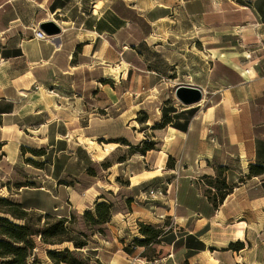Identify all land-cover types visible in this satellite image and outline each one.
Instances as JSON below:
<instances>
[{
  "label": "crops",
  "instance_id": "obj_1",
  "mask_svg": "<svg viewBox=\"0 0 264 264\" xmlns=\"http://www.w3.org/2000/svg\"><path fill=\"white\" fill-rule=\"evenodd\" d=\"M33 1L36 22L11 17L0 26V169L3 165L13 172L30 160L56 168L58 179H74L80 168L84 171L95 162L91 144L96 134L136 145L150 129L156 153L184 161L183 174L166 169L164 159L158 173L147 176L142 165L132 164L134 158L119 167L112 164L108 173L123 177L124 185L109 184L93 201L120 192L124 196L119 204L126 209L129 204L131 221L123 218L126 227L119 229L122 219L117 215L125 210L116 213L105 227L113 238L95 249L96 258L105 252V264H264V174L248 175L251 165L264 167V0ZM13 9L10 3L0 6L4 15ZM48 19L61 33L39 40L33 30ZM179 28H196L204 34L201 39L208 38L207 32L214 34L210 59L198 52L197 63L187 65L183 76V84L203 94L202 102L194 105L200 112L192 115L193 107L183 109L171 96L158 99L169 81L174 90L179 85L174 70L157 81L154 54L162 47L158 34ZM240 44L254 47L243 51ZM108 65L117 66L115 85L123 96L134 94V109L127 118L128 103L120 94L119 107L125 109L120 116L125 117L99 123L91 114L88 93L96 91L93 72H100L99 82L105 80ZM170 65L175 67V62ZM167 100L176 109L171 115L180 114L173 122L181 127L153 130ZM24 148L35 155L21 157ZM207 156H225L221 166L230 192L221 202L213 198V186L195 181L200 175L214 176L207 164L206 169L202 162L194 166L202 159L207 163ZM169 174L176 175L171 182L159 179ZM156 185L169 187L168 193L145 203L148 190ZM109 202L114 209L116 203ZM144 220L159 229L165 220L170 222L169 231L163 232L170 236L166 256L150 261L145 247L133 246L140 237L130 224ZM123 230L128 232L121 236ZM235 243H241L242 250H227Z\"/></svg>",
  "mask_w": 264,
  "mask_h": 264
},
{
  "label": "rangeland",
  "instance_id": "obj_2",
  "mask_svg": "<svg viewBox=\"0 0 264 264\" xmlns=\"http://www.w3.org/2000/svg\"><path fill=\"white\" fill-rule=\"evenodd\" d=\"M3 3L12 4V8L14 9L11 10L9 15H4L2 13V10H0V14H2L1 16L3 17L0 18V26L4 24L6 25V20L11 17H17L21 20L24 18L26 21L31 20L32 22H36V20H38L37 14H35V12L37 11V5H35L33 0H0V6ZM158 35L160 38H158L157 41L161 43L160 46L162 47L156 48V52L154 54L156 57L155 72L157 74V81L161 80V76L159 75H162L164 77L171 76L174 70V76L175 78H178L179 85H185L183 84L185 83V78L183 76L187 71V65L191 64L190 68H192L193 65L195 66V64L197 63L198 52H202L203 56H206L207 59H210V50L214 46V44L210 42L213 41L210 39V36H214V34L211 32L206 33L205 36L208 37L207 39H201V36L203 37L204 34H199L198 29L196 28H179L176 32H172V34L170 32H163ZM228 38L231 37L228 36ZM231 45L232 44L228 42H224V46ZM252 47H254L253 44L239 45V49L243 51H252ZM262 56L263 53H261L260 55L257 54V58H260ZM166 58L170 63L171 61H174L175 67H172L170 63L166 64ZM263 60L264 59L260 60V65ZM106 68V79L101 80L100 82L98 81L100 72H98V70L93 72L96 91L92 92V94L91 91L88 93L89 103L94 106L93 112L91 114H93V117L97 122L100 121L99 123L112 120L118 121L119 118L122 119L125 117V114L120 116L121 113H123L125 110L119 107L120 94H122L123 101L126 99L128 103L127 118L130 117V110L134 109L131 107V102L134 94H132L131 92H127V94L123 96L124 91L122 92V90H120L121 88H119V85H115L118 83L117 66L108 65ZM98 83H101L103 85V88L102 86L100 87ZM127 83H130V81L128 80ZM172 83L173 81H169V87L166 89L164 87L162 92H158V99H165L167 96H171L173 97L175 103L177 102L172 93L174 90L171 85ZM167 101L168 102L163 103V109H166V111H170L172 102L171 100ZM180 107L183 109L187 108L181 105ZM190 107H193L192 109H195L194 111H197L198 113L201 110L196 106ZM151 111L155 113V109H151ZM144 117L145 116H142L140 118ZM153 121L155 120H152V122ZM142 129H145L144 126ZM145 130L146 131H144L143 134L145 139L142 140L140 144H130L131 148L124 145L123 143H118V139H115L113 136H109L107 133H105L106 135L96 134L93 140V144H91V147L95 149V154H93L95 162L84 171H82V169L80 168L77 177L74 179L68 176H63L58 179L56 168L52 170V168L47 163L40 164L33 161L27 163L25 162V164H23L21 168H16L13 172L9 171L8 167L2 165L3 168L0 169V199L7 198L13 203H21V205L28 210L29 216L26 218V221H18L0 213V218H8L10 221L17 225H23L27 223L32 227L33 230H39L43 228V225L46 222V215H51L52 217H54L53 220H58L65 217L67 219V223H65V227H67V229H70L73 232L85 233L86 235H90L92 230H87V228L90 226H88V224L84 222V213H94L96 205L95 203H97V200H100L98 201V203H101L104 202L101 199H107V203L109 204H112L109 201H114L116 203V207L113 209L111 219L116 216V213H118L119 211L121 212L122 210H125L122 215H117V219H122L120 222V225L122 227H120L119 229H124L126 227V224L122 222L123 218L125 219V221L126 219H128L127 221L130 222V214H132V210L130 209V206L127 202V209L124 208L123 204H119V199H122L124 195H121L120 192H115L116 194L112 196L108 195V193H105L106 198H97L96 201H93L96 197V194L99 191H103V189H105V187H107L109 184L113 186H115L114 184L119 186L124 185L123 177H121V179H117L113 176V174L108 173L111 165L115 164V167H119L117 164L125 162L127 159L132 160V158H134L135 160L133 159L132 164L139 163L140 165H142V174L144 176L158 173L163 159L165 161V168L175 170L177 168V170H179L181 174L180 176H182L184 171L183 167H185L184 161L175 160L172 157L166 158V156L156 153L158 150L157 147L154 148L155 152L149 151L144 155H142L141 153H135V148L139 147L140 145L143 146L144 143H157V140L154 141L151 139L152 132L150 131V129ZM210 142L212 143V141ZM212 144L214 145L215 143ZM24 154L33 156L35 155V153L28 148L23 149L21 157ZM148 154L149 156L146 157V155ZM205 159L208 160L207 163H205L204 159H202V161H196V163H194V166H200V162H202L203 169H206L207 164L208 168H213L214 176L199 174L200 176H198L195 181L198 182V180H200L203 184L209 186L212 185L214 187L213 198L216 196L217 198H219L220 195L224 192L223 188L228 187V184H230H226V168L225 166H221L225 161V156L222 158V160L216 159V157L212 156H207L205 157ZM169 175L171 176H162V178L159 179H166L165 182H171L172 178L176 177L175 174ZM65 186H71L73 187V189H65ZM157 187L158 185H156L155 187L152 186L151 190H154V188L157 189ZM161 188L163 187L161 186ZM72 190L74 192H72ZM209 192L211 193V191ZM144 202H152V200L147 198ZM0 207L3 209L2 206ZM144 222L145 223L135 221L130 224L134 229L132 231H135L140 239H143V237L139 233V225H146L149 227H153L154 229H159L157 224H153L152 222H148L145 220ZM49 223L52 224L54 223V221H49ZM169 224L170 222L168 220L164 221V227L160 229L162 233L164 231H169L167 228ZM92 227L94 228L93 231L97 233L100 231L103 234L102 237L94 235L90 236L88 239V248L92 251H95V249L97 248H102L105 241L109 242V240L113 238V235L110 232L106 231V225L101 224ZM126 232L128 231L123 230L120 235L122 236ZM176 233L178 234V230L176 231ZM68 238H70V235L62 234V243L52 246L43 244L39 236L32 237L31 241L33 243V248L29 250L27 263L53 264L49 259L47 253L49 251H62L66 248L72 251L73 248L71 243L66 241V239ZM168 239H170V236L169 238H166L164 234H162L159 239H157V241H162L163 243H159L157 245L153 244L149 246L144 252L147 260H150L152 257L162 258L166 256V244L168 242ZM0 240L7 241V239L4 237H0ZM134 240H136V238ZM118 242L121 243L120 240H118ZM133 246L136 245L133 244ZM104 250L109 251L108 249H105V247ZM105 255H107L105 252H100L99 257L96 258L97 255L95 257H91L86 255L85 252H77L75 258L85 264H105L103 262ZM64 257L71 260V257H69L68 255H64Z\"/></svg>",
  "mask_w": 264,
  "mask_h": 264
},
{
  "label": "trees",
  "instance_id": "obj_3",
  "mask_svg": "<svg viewBox=\"0 0 264 264\" xmlns=\"http://www.w3.org/2000/svg\"><path fill=\"white\" fill-rule=\"evenodd\" d=\"M194 112V110H191L189 115H192ZM173 113H176V109L173 107H171L170 111L163 109L161 123L154 125L152 129L160 130L168 125L176 128L181 127L180 125L173 122V120H176L180 114L171 115ZM143 119H145V117ZM118 143H123L124 145L131 148V145L123 139H120ZM154 148L155 144L144 143L143 146L140 145L139 147L135 148V153H141L144 155L145 153L154 150ZM28 162H30V160H28ZM263 174L264 167L259 165H251L249 167V176H260ZM223 191V194H221L218 198L220 202L227 194H229L230 189L228 187H224ZM95 204L94 213H84V222L90 226L87 228V230H92L90 235L73 232L70 229H67V227H65V223H67V219L65 217L58 220H53L54 217L51 215H46V222L44 223L43 228L39 230H33L32 227L27 223L23 225H17L8 218H0V237L7 239V241L0 240V264H29L27 263V258L29 255V250L33 248V243L31 241L32 237L39 236L43 244L53 246L62 243V234L70 235V238L66 239V241L71 243L73 250L71 251L66 248L62 251H49L47 255L51 262L53 264H85L75 258V255L77 252H79L76 250H81L83 253L85 252L86 255L95 257L96 252L88 248V239L90 236L94 235L102 237L103 234L100 231L98 233L93 231L94 228L92 226L108 224L113 213L112 204L107 202H97ZM0 206L3 207V209L0 207V213L9 216L12 219L26 221V218L29 216L28 210L25 209L21 204L13 203L7 198L0 199ZM49 221H54V223L51 224ZM139 233L143 239H136L134 244L139 247H145L146 249L153 244H159L157 239H159V237L163 234L160 229H154L153 227L146 225H139ZM242 248L243 245L241 243H235L230 244L227 250L239 252L242 250ZM64 255L71 257V260L65 258ZM151 260L152 259H150V261Z\"/></svg>",
  "mask_w": 264,
  "mask_h": 264
},
{
  "label": "water",
  "instance_id": "obj_4",
  "mask_svg": "<svg viewBox=\"0 0 264 264\" xmlns=\"http://www.w3.org/2000/svg\"><path fill=\"white\" fill-rule=\"evenodd\" d=\"M38 29L47 37L57 36L61 33V28L51 19L38 24ZM175 99L184 107L200 104L203 100L202 91L198 88L179 85L174 90ZM82 252L81 250H76Z\"/></svg>",
  "mask_w": 264,
  "mask_h": 264
},
{
  "label": "built area",
  "instance_id": "obj_5",
  "mask_svg": "<svg viewBox=\"0 0 264 264\" xmlns=\"http://www.w3.org/2000/svg\"><path fill=\"white\" fill-rule=\"evenodd\" d=\"M33 34H34V37H36L39 40H44L47 37L40 30H37V29L33 30ZM168 188L169 187H166V189L164 188H157L154 190L150 189L147 192V198L150 200H155L159 197H164L168 193ZM148 264H158V261L155 260L153 261V263H148Z\"/></svg>",
  "mask_w": 264,
  "mask_h": 264
},
{
  "label": "bare ground",
  "instance_id": "obj_6",
  "mask_svg": "<svg viewBox=\"0 0 264 264\" xmlns=\"http://www.w3.org/2000/svg\"><path fill=\"white\" fill-rule=\"evenodd\" d=\"M55 23V22H54ZM56 24V23H55ZM57 25V24H56ZM53 37H55V36H53Z\"/></svg>",
  "mask_w": 264,
  "mask_h": 264
}]
</instances>
